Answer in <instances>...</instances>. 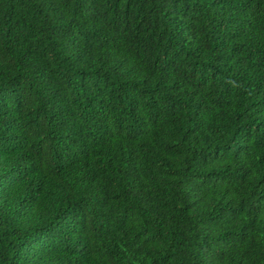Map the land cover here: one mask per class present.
Masks as SVG:
<instances>
[{
	"label": "trees",
	"instance_id": "1",
	"mask_svg": "<svg viewBox=\"0 0 264 264\" xmlns=\"http://www.w3.org/2000/svg\"><path fill=\"white\" fill-rule=\"evenodd\" d=\"M0 264H264V0H0Z\"/></svg>",
	"mask_w": 264,
	"mask_h": 264
}]
</instances>
